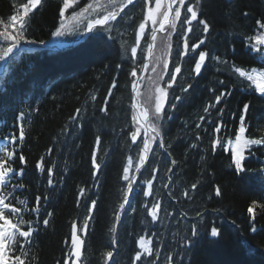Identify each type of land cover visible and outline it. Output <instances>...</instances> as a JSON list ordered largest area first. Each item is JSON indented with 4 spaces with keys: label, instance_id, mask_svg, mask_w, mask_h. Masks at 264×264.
<instances>
[{
    "label": "trees",
    "instance_id": "trees-1",
    "mask_svg": "<svg viewBox=\"0 0 264 264\" xmlns=\"http://www.w3.org/2000/svg\"><path fill=\"white\" fill-rule=\"evenodd\" d=\"M31 1L0 0V28L20 19L21 10ZM62 10V0H41L34 12L27 14L21 34L36 41L49 39L59 25ZM200 17L210 26L206 40L208 63L197 78L191 72L182 73L179 88L182 103L175 107L171 119L166 116L162 122L166 145L176 163L170 199L178 200V206L167 203L172 217L159 225L154 234L156 239L163 235L167 239L165 253L172 259L171 262L162 261L160 252L155 250L136 264H264L263 167L246 162L239 172L232 155L224 149L228 132L237 126L240 106L246 98L234 92L238 80L230 63L252 61L239 41L254 29L258 19L264 20V0H202ZM120 47L121 41L90 37L73 50L51 54L38 52L28 60L25 77L17 81L16 89L26 92L34 80L53 81L61 75L66 78L63 85H56L55 96L40 108V117L28 133L24 151L27 160L32 161L31 169H36L35 160L39 156L48 155L46 166L47 158L58 159L68 173L63 193L54 207L51 225L44 232L40 245L33 249L29 264L61 261L71 222L85 216L88 210L85 198L78 200L80 190L86 189L89 195L96 187H99L93 197L96 210L86 246L88 264H105L116 241L112 264H135L142 227L129 213L116 240L113 233L124 196L122 168L133 146L129 137L132 111L128 69L118 75L107 112L101 110L104 93L111 87L121 66ZM214 54L227 59L214 67L216 74L210 68ZM195 62L196 58L192 57L183 61V72L185 69L193 71ZM222 90H226L227 101L210 109L207 104L213 103ZM173 101L164 115L174 110ZM257 102V98L251 101L250 111ZM219 113L227 116L232 124L220 128L216 123ZM75 114L79 118L85 114L89 116L83 134L76 139L66 128ZM263 117L259 114L257 119L264 120ZM258 120L252 133H259L250 135L264 140V124ZM70 125H77V122L72 121ZM97 135L102 139L98 158L107 164L94 178L91 158ZM163 162L167 174L171 161L165 157ZM182 212L192 218L184 221L185 230L179 226L180 217L184 218ZM210 235L213 236L210 238ZM197 236L204 238L198 243L193 240ZM190 242H196V246L188 247Z\"/></svg>",
    "mask_w": 264,
    "mask_h": 264
},
{
    "label": "rangeland",
    "instance_id": "rangeland-1",
    "mask_svg": "<svg viewBox=\"0 0 264 264\" xmlns=\"http://www.w3.org/2000/svg\"><path fill=\"white\" fill-rule=\"evenodd\" d=\"M87 9L83 10L86 11ZM68 19V24L66 26H62L61 32L66 35H73L75 32L80 30L81 28L84 27V23L86 22V15H82V12L80 14H73L69 17ZM165 23L168 21V16L165 17L164 19Z\"/></svg>",
    "mask_w": 264,
    "mask_h": 264
},
{
    "label": "bare ground",
    "instance_id": "bare-ground-1",
    "mask_svg": "<svg viewBox=\"0 0 264 264\" xmlns=\"http://www.w3.org/2000/svg\"><path fill=\"white\" fill-rule=\"evenodd\" d=\"M140 117H141V118H144V115H143V113H140Z\"/></svg>",
    "mask_w": 264,
    "mask_h": 264
}]
</instances>
